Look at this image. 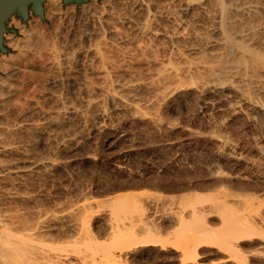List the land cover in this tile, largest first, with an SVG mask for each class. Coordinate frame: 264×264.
I'll return each instance as SVG.
<instances>
[{
  "label": "bare ground",
  "instance_id": "bare-ground-1",
  "mask_svg": "<svg viewBox=\"0 0 264 264\" xmlns=\"http://www.w3.org/2000/svg\"><path fill=\"white\" fill-rule=\"evenodd\" d=\"M62 1L46 0L44 7L47 12L53 11L54 15L60 16L63 21L68 12L63 9ZM82 8L93 28L102 27L107 16L133 28L136 41L134 39L132 46L122 51L124 61L128 60L126 65L131 76L120 74L124 66L117 65L97 41L92 49L98 59L96 69L104 73L103 83L98 85L93 77L85 75L81 83L71 85L74 95L79 96L82 93L80 91L85 94L84 97L81 94L79 98H71L62 88L48 93L47 100H42L43 102L41 99L38 101V93L37 99L33 93V99L36 100V106L33 105L36 107L35 114L29 112L31 115L27 114L22 119H17L20 114L12 119L7 114H11V109L19 108L24 113L29 107H33L20 102L21 98L18 101L13 99L15 96L17 98L16 93H22L28 98L32 95H29L30 88L18 89L15 82L13 85L0 79V182L6 184L7 180L19 181L29 174L51 173L57 167L59 160L54 157L56 153L54 156L41 154V151L40 155L38 150L36 154L40 156L30 153V147L27 148L23 143L25 133L29 136L34 135V132L41 136L54 134L53 140L60 152L68 151L81 139L89 138L92 130L112 137L113 140L126 139L127 130L118 131L113 127L115 124L111 123L112 126L108 123L114 113L129 112L136 119L150 114L158 116L165 106L173 107L175 103L190 97V94L201 99L206 106H216L233 114L243 111L251 120L255 113L264 114V0H91L82 5ZM11 18L16 26L20 29L23 27L14 15ZM14 35L7 36L10 44L15 42L16 45L18 40ZM124 38L127 39L128 36L125 35ZM32 43L35 53L44 57L42 51L47 45ZM46 49L50 51L47 54L48 62L52 59L62 70L61 52L57 43ZM31 90L34 92L33 87ZM94 92L98 94L93 97ZM27 101L26 99L25 102ZM74 121L78 124L76 128L73 126ZM80 128L81 131L83 128L88 130L80 132ZM219 140L222 147L229 143L227 139ZM19 154L27 155L28 159L19 161L22 160L16 159ZM13 155H18L15 160L4 159ZM228 192L222 191L220 206L230 204L227 200L230 196L234 199L242 197L243 199L237 200L243 202V205L240 209L232 207L228 217H224L218 230L220 237L217 236V239L219 238V246L231 253V260L244 264L242 261H245L246 254L243 248L251 245L257 238L264 237V216L261 214L256 217L259 212V207L258 210L256 208L258 198L256 200L251 195L243 197ZM8 193L6 198L9 201L22 200L23 203H28L31 199L18 192ZM191 196L184 197L188 201H183L190 203ZM136 197V193L129 191L107 200V203H113L112 211L105 214L110 223L108 232L112 238V241L107 242L98 241L89 225L88 216L93 205L98 202L96 200V203L94 200H84L76 208L67 211L42 207H37V210L32 208L33 211L30 205L10 209L12 206L9 203L10 208L7 206L6 209L5 205L0 209V264H121L122 256L129 253L132 246L153 245L160 241L154 236L162 234L160 232L164 230L163 225L156 224L151 219L134 216V213L143 210ZM189 207L190 204L187 208ZM191 208H185V214L179 211L181 214H176L179 217L175 216V223L183 225L186 218L192 219L189 228L191 232L186 237L185 244L184 241L181 244L182 249H179L186 260L195 264L198 262V248L214 245L217 234L210 233L207 229L209 226L200 221L203 211L195 206ZM138 233L140 237L144 234L148 239L138 240ZM97 254L99 258L96 257Z\"/></svg>",
  "mask_w": 264,
  "mask_h": 264
},
{
  "label": "rangeland",
  "instance_id": "rangeland-1",
  "mask_svg": "<svg viewBox=\"0 0 264 264\" xmlns=\"http://www.w3.org/2000/svg\"><path fill=\"white\" fill-rule=\"evenodd\" d=\"M89 2L65 5L62 1L63 9H67L68 12L63 21L60 16L54 15L53 11L47 12L45 9L46 20H42L40 16L36 18L32 10L29 11L30 17L27 22H23L20 16L13 13L15 19L20 20L23 26L21 29H23L21 30L15 25L13 18L9 19L8 26L16 28L18 32L4 34V44L10 51L0 53V58H5L4 61L0 59V79L6 83L9 82L8 84L15 82L18 89L29 87L31 92L29 95L32 94L27 98L18 92L19 94L16 93V95L19 97L13 96L14 100L21 98L19 101L26 106H36L34 102H36L37 93L38 101L41 99L40 101L43 102L42 100H47L48 93L61 90L60 88L71 98L73 96L79 98L81 94L84 97L83 91H80L82 93H79V96L74 95L71 85L81 83L82 77L84 78L85 75L93 77L98 85L104 80V75H102L104 73L96 69L98 59L92 49L97 41L102 49L108 51L107 53L117 65L124 66L120 74L131 76L126 65L128 60L124 61L122 51L129 49L136 41L135 31L110 16L106 17L109 21L105 19L102 27L93 28V24L87 20L82 8V5ZM7 35H14L18 44L15 45V42L10 44ZM125 35L128 36L127 39L124 38ZM134 39L135 41H133ZM32 42L47 45L42 51L44 57H39L35 53L36 50ZM53 43H57L60 47L62 70L52 59L50 62L47 60L49 59L47 54L50 51L46 48L52 47ZM66 53L68 57L65 56ZM136 67L138 66L136 65ZM99 74L100 76H98ZM29 85L33 87V90L34 88L38 89L32 92ZM94 93H92L93 97L98 94ZM26 99L27 102H25ZM35 106L27 107L28 109L24 113L19 108L11 109L9 110L11 114H7V116H12V119L13 116L16 117L15 115L20 114L16 118L22 119L27 114H35ZM31 109L32 111H30ZM13 111L21 112L15 114ZM159 112L158 116L150 114L148 117H143L144 119L139 116L136 119V116L129 112L114 113L108 123L115 124L112 126L118 131L127 130L128 137L126 139L113 140L112 137H106L104 134L92 130L89 138L81 139L77 143L78 145L76 144L77 146L73 145L68 151L60 152L57 149L53 140L54 134L53 136L47 134L41 136L34 132V135L30 134L29 136L25 133V141H23L24 137L22 141L25 142L24 145H27V148L30 147L28 149L31 150L32 155L35 156L40 151L41 154L47 153L50 156H54L56 153L54 157L59 160L60 164L57 161V167H59H56L51 173L26 175L19 180L22 181L21 183L16 180L14 182L7 180V185L0 182V185L2 184L0 186L2 190H0V201H3V204L0 202L2 205L0 209H3L5 205L7 209L10 203L9 206H12H10L11 208L8 206L10 209L30 205L31 209L42 207L49 210L67 211L76 208L84 200L89 199L94 202L96 200L98 202H95L93 211L91 210L88 216L89 225H91L98 241L107 242V240L112 241V238L108 232L110 223L105 214L113 209V203H107V200L115 195L130 191L137 194L138 198H136L141 203L139 206L144 210L134 213V216L151 219L156 224L163 225L164 230L160 232L162 234L157 233L154 236L156 240H160L157 243L148 246L141 244L132 246L131 251L122 256L121 264H193L191 260L184 258L182 250H180L182 249L181 244L183 241L185 244V239L191 232L189 228L192 219L186 218L185 225L175 223V218L179 217L181 211L187 212L193 206L203 211L200 221L207 227L209 226L208 231L210 230V233L214 235L217 234L214 245L198 248L199 255L196 261L203 262V264L241 263L229 258L231 253L219 246L217 236L220 237L218 230H220L224 217H228L232 207L240 209L243 202L238 200L243 198L235 197L234 199L230 196L227 198L230 204L221 206L219 202L222 200L224 190L237 196L251 195L252 198L261 200L255 201L257 210L259 207L256 217L261 214L264 216V114L262 112L255 113L251 120L243 111L233 114L228 110H220L216 106H206L201 99L193 94L175 103L173 107L165 106ZM8 118L10 117L8 116ZM73 124L75 128L78 125L75 121ZM83 129L88 130V128ZM83 129L82 131H84ZM79 131L82 132L81 128ZM219 134L222 136L220 138L227 139L229 142L227 146H221ZM36 135L38 136L35 137ZM40 155L36 154V156ZM15 156L18 155L6 156L4 159L12 161L15 160ZM25 158L28 159L27 155L19 154L16 159H22L19 161L24 162L27 160ZM8 192H18L30 196L31 199L28 200V203H23L22 200H15L19 204L14 200H11V203L10 199H7ZM190 196L192 200H189L190 207L187 208L189 204L183 200ZM220 196L221 198H219ZM194 199L197 201L196 203ZM258 202L261 203L258 204ZM99 203H102L101 206ZM176 214L178 215L176 216ZM182 226L185 227L182 228ZM137 235V239L140 241L148 239L144 234L142 237L139 233ZM260 239L257 238L251 245H246L243 248L246 258L242 263L264 264V237ZM170 244L174 246L171 247ZM176 244L177 247H175ZM98 254L96 257L99 256ZM241 255L243 256V254Z\"/></svg>",
  "mask_w": 264,
  "mask_h": 264
},
{
  "label": "water",
  "instance_id": "water-1",
  "mask_svg": "<svg viewBox=\"0 0 264 264\" xmlns=\"http://www.w3.org/2000/svg\"><path fill=\"white\" fill-rule=\"evenodd\" d=\"M46 0H0V53H8L10 49L4 44V34L11 32L17 33L18 30L8 26V21L15 13L22 18L23 22H27L32 10L34 15L40 16L42 20H46L44 12V3ZM90 0H63L64 4L77 3L82 4Z\"/></svg>",
  "mask_w": 264,
  "mask_h": 264
}]
</instances>
